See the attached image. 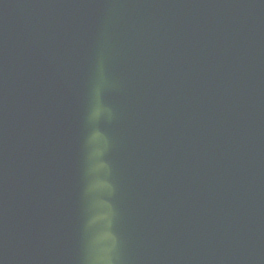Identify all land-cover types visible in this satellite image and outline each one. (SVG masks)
I'll return each mask as SVG.
<instances>
[{
    "label": "water",
    "instance_id": "water-1",
    "mask_svg": "<svg viewBox=\"0 0 264 264\" xmlns=\"http://www.w3.org/2000/svg\"><path fill=\"white\" fill-rule=\"evenodd\" d=\"M0 264H264V0H0Z\"/></svg>",
    "mask_w": 264,
    "mask_h": 264
}]
</instances>
